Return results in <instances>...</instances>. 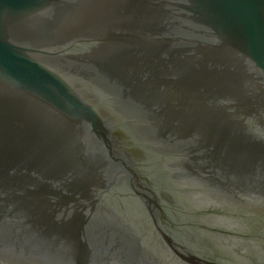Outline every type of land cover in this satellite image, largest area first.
Instances as JSON below:
<instances>
[{"label": "water", "instance_id": "1", "mask_svg": "<svg viewBox=\"0 0 264 264\" xmlns=\"http://www.w3.org/2000/svg\"><path fill=\"white\" fill-rule=\"evenodd\" d=\"M234 194L264 200V0H0V264H110L109 207Z\"/></svg>", "mask_w": 264, "mask_h": 264}, {"label": "flooded vegetation", "instance_id": "2", "mask_svg": "<svg viewBox=\"0 0 264 264\" xmlns=\"http://www.w3.org/2000/svg\"><path fill=\"white\" fill-rule=\"evenodd\" d=\"M230 197L233 208L228 211L222 205L172 206L163 223H155L144 210L141 221H128L136 218L133 208L126 214L124 208L109 207L123 235L111 249L110 264H264V200ZM229 216L233 221L226 226Z\"/></svg>", "mask_w": 264, "mask_h": 264}]
</instances>
